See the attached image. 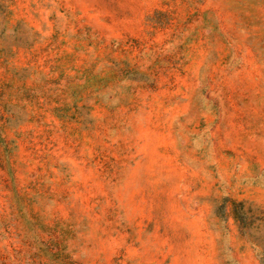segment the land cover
Returning <instances> with one entry per match:
<instances>
[{"label":"rangeland","instance_id":"1","mask_svg":"<svg viewBox=\"0 0 264 264\" xmlns=\"http://www.w3.org/2000/svg\"><path fill=\"white\" fill-rule=\"evenodd\" d=\"M0 264H264V0H0Z\"/></svg>","mask_w":264,"mask_h":264}]
</instances>
